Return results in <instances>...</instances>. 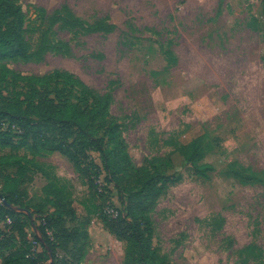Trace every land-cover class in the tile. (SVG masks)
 Masks as SVG:
<instances>
[{
	"label": "rangeland",
	"instance_id": "obj_1",
	"mask_svg": "<svg viewBox=\"0 0 264 264\" xmlns=\"http://www.w3.org/2000/svg\"><path fill=\"white\" fill-rule=\"evenodd\" d=\"M13 1L25 13L32 49L46 33L49 50L43 60L8 67L23 75L68 70L110 92L135 164L170 161L168 172L181 177L149 215L159 254L174 264H264V0ZM55 13L62 20L49 18ZM101 19L111 32L86 28ZM21 90L24 82L0 75L1 93ZM181 145L191 147L186 155ZM38 160L55 167L77 221H88L80 264H123L125 243L101 219L108 207L124 212L113 185L90 189L61 154ZM197 165L212 169L204 176ZM47 182L34 171L31 207L53 211L42 193Z\"/></svg>",
	"mask_w": 264,
	"mask_h": 264
},
{
	"label": "trees",
	"instance_id": "obj_2",
	"mask_svg": "<svg viewBox=\"0 0 264 264\" xmlns=\"http://www.w3.org/2000/svg\"><path fill=\"white\" fill-rule=\"evenodd\" d=\"M25 18L20 5L0 0V75L8 84L24 82L27 86L12 97L0 92V253L8 252L2 264H80L86 255L88 221H77L68 185L62 183L55 167L38 160L55 152L72 163L90 189L102 192L113 185L118 192L125 213L115 209L118 215L114 217L108 207L102 210L101 219L108 231L125 243L123 264H174L153 246L149 215L181 177L168 172L170 161L141 167L135 164L122 124L111 114L110 92H98L68 70L23 75L8 67L12 60H43L49 50L44 42L46 33L38 48L32 49ZM49 18L62 20L58 13ZM66 24L71 26L69 21ZM113 27L101 19L86 28L111 32ZM168 54L174 56L171 51ZM190 148L181 145L179 150L186 155ZM196 167L204 169V176L212 169L210 165ZM34 171L48 180L42 192L53 204V211L45 210L43 204L29 205L27 189L34 182ZM8 204L29 209L34 223Z\"/></svg>",
	"mask_w": 264,
	"mask_h": 264
},
{
	"label": "water",
	"instance_id": "obj_3",
	"mask_svg": "<svg viewBox=\"0 0 264 264\" xmlns=\"http://www.w3.org/2000/svg\"><path fill=\"white\" fill-rule=\"evenodd\" d=\"M8 206H9L11 209H13L14 211H18V212L23 211V212H26V213L28 214V216L31 217V219H32V223H34L33 216H32V214H31V211H30V210H28V209H23V208H20V207H17V206H13V205H11V204H8ZM37 232H38V231H37Z\"/></svg>",
	"mask_w": 264,
	"mask_h": 264
},
{
	"label": "built area",
	"instance_id": "obj_4",
	"mask_svg": "<svg viewBox=\"0 0 264 264\" xmlns=\"http://www.w3.org/2000/svg\"><path fill=\"white\" fill-rule=\"evenodd\" d=\"M108 213H110L114 217H116L118 215V212L115 209H108Z\"/></svg>",
	"mask_w": 264,
	"mask_h": 264
},
{
	"label": "crops",
	"instance_id": "obj_5",
	"mask_svg": "<svg viewBox=\"0 0 264 264\" xmlns=\"http://www.w3.org/2000/svg\"><path fill=\"white\" fill-rule=\"evenodd\" d=\"M58 152H55V153H53V154H57ZM58 154H60V153H58ZM62 155V154H61ZM63 156V155H62ZM65 157V156H64ZM43 193V192H42Z\"/></svg>",
	"mask_w": 264,
	"mask_h": 264
}]
</instances>
